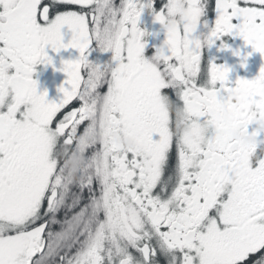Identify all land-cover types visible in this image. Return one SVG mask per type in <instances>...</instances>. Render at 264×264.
Masks as SVG:
<instances>
[{
  "label": "snow or ice",
  "instance_id": "obj_1",
  "mask_svg": "<svg viewBox=\"0 0 264 264\" xmlns=\"http://www.w3.org/2000/svg\"><path fill=\"white\" fill-rule=\"evenodd\" d=\"M213 49L264 0H0V264H264V66Z\"/></svg>",
  "mask_w": 264,
  "mask_h": 264
},
{
  "label": "flooded vegetation",
  "instance_id": "obj_2",
  "mask_svg": "<svg viewBox=\"0 0 264 264\" xmlns=\"http://www.w3.org/2000/svg\"><path fill=\"white\" fill-rule=\"evenodd\" d=\"M141 27L146 28L150 32L160 30V25L153 24L152 18L148 15L143 17ZM149 39L152 42H155L153 38L149 37ZM159 39L161 41L164 39V34L162 32L160 33ZM229 42L233 44V47H239L243 44V41L239 38H235L234 41L230 40ZM249 50H251L250 47ZM50 54L54 56L56 68H59L62 65V60L72 58L76 53L74 50H62L59 54ZM208 55L219 56V60L217 61L218 63L226 61L229 65L235 66L236 70L232 74L233 79H235L237 75L253 79L259 74L260 68L264 66V57H262L259 53H255L249 58L246 69L239 67V58L231 55V53L222 54L213 49L211 53H208ZM34 78L38 81L39 91L43 92L47 90L49 92V99H56L58 87L66 79V75L60 71H56L51 65H37Z\"/></svg>",
  "mask_w": 264,
  "mask_h": 264
}]
</instances>
